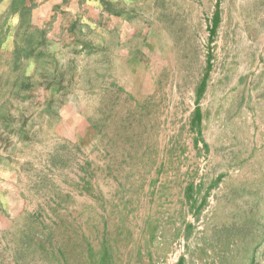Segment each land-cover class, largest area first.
I'll list each match as a JSON object with an SVG mask.
<instances>
[{
  "label": "rangeland",
  "instance_id": "374dc122",
  "mask_svg": "<svg viewBox=\"0 0 264 264\" xmlns=\"http://www.w3.org/2000/svg\"><path fill=\"white\" fill-rule=\"evenodd\" d=\"M0 264H264V0H0Z\"/></svg>",
  "mask_w": 264,
  "mask_h": 264
},
{
  "label": "trees",
  "instance_id": "16d2710c",
  "mask_svg": "<svg viewBox=\"0 0 264 264\" xmlns=\"http://www.w3.org/2000/svg\"><path fill=\"white\" fill-rule=\"evenodd\" d=\"M218 20H219V14H218V12H217V13H216V16H215V26L217 25ZM204 86H205V82H203L202 85H201V91L203 90ZM200 114H201V113H200V110H198V112H197V116H200Z\"/></svg>",
  "mask_w": 264,
  "mask_h": 264
}]
</instances>
